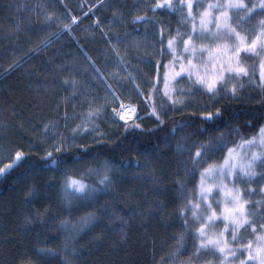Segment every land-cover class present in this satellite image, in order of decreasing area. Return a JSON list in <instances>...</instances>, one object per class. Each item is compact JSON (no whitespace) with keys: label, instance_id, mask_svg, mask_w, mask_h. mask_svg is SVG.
Listing matches in <instances>:
<instances>
[{"label":"trees","instance_id":"trees-1","mask_svg":"<svg viewBox=\"0 0 264 264\" xmlns=\"http://www.w3.org/2000/svg\"><path fill=\"white\" fill-rule=\"evenodd\" d=\"M153 2L0 0V167L16 151L25 153L0 175V264H215L193 255L195 222L186 212L185 227L180 215L189 198L199 201L203 169L187 163L189 154L177 145L194 148L222 133L231 147L257 136L264 83L248 56L250 77L239 81L235 97L225 91L213 97L184 76L171 92L173 104L162 90L171 57L161 56L157 42L161 29L165 40L182 32L183 21L178 12H152ZM136 17L149 22L133 23ZM120 101L141 119L119 122L113 108ZM153 104L163 123L152 115ZM217 108L219 117L206 121L204 114ZM225 152L208 162L219 163ZM130 161L138 167L117 170ZM105 162L114 169L111 189L67 205L64 173L103 187L88 170ZM257 172L264 168L257 165ZM238 185L249 211L264 212L257 204L264 179ZM89 213L95 218L83 224Z\"/></svg>","mask_w":264,"mask_h":264},{"label":"snow or ice","instance_id":"snow-or-ice-1","mask_svg":"<svg viewBox=\"0 0 264 264\" xmlns=\"http://www.w3.org/2000/svg\"><path fill=\"white\" fill-rule=\"evenodd\" d=\"M195 8L198 11L194 14V0H178L175 3L174 0H154L151 5L152 12L158 9L178 12L182 20L191 26L190 30H185L183 34L177 29L176 34L169 35L166 40L163 37V29L160 30L161 38L157 42L160 54L171 57L164 64V95L175 104L177 101L171 94L173 90L170 88V80L175 81L176 77L184 75L188 79L194 77L193 83L200 85L213 97L222 91L230 92L235 97L238 88L243 86L239 81L250 77L248 68L242 62L248 56L262 58L259 68L261 82L264 83V0H256L251 5L245 3V0H215L206 7L196 0ZM257 16L262 18L252 30L251 36L248 32L241 31L244 25ZM141 21L149 22L144 17H136L133 23ZM71 22L75 23L76 18L73 17ZM242 53L246 54L245 57L241 56ZM118 107L119 110L113 108V112L120 120L135 116V107L126 106L122 101ZM152 115L157 122L163 123L154 104ZM219 115L220 110L217 108L215 112H206L204 119L214 121V117ZM140 119L136 117V120ZM48 127L45 125V132ZM134 127L138 128L140 124L134 122ZM172 131L175 132L176 129ZM223 141L224 135L221 133L216 141L209 140L194 148L177 145V152L189 154L187 163L203 169L198 186L199 201L193 203L189 198L187 204L180 209L185 227L189 226L186 212L191 213V220L195 222L193 235L199 243L193 255L197 258L202 254L205 257H213L215 264H264V218L254 219L256 215L264 217V212H250L247 208L249 200L238 187L244 180L251 182L257 176L264 179V172H257V165L264 168V127L259 129L257 136L242 139L239 144L231 147ZM62 147L56 145L53 150L60 152ZM256 148L259 151L253 150ZM217 150L226 152L219 163H209L208 161L217 154ZM47 156L52 157V151L47 152ZM24 158L23 151H16L12 162L0 167V175L5 174L6 170ZM55 163L53 159L52 164ZM131 167H138V162L130 161L127 165H120L117 170L126 171ZM113 170V166L108 162L100 168L88 170L89 174L99 177L97 183L103 187L88 183L85 175L77 177L65 172L62 192L66 204L94 199L97 193L106 194L114 183L110 175ZM214 190L216 195H213ZM248 190L255 191L251 188ZM260 191L264 192V188ZM202 204L204 207L201 210ZM257 204L264 207V200L258 201ZM198 210H201L199 214ZM94 218V214L89 213L87 217H82V223L87 224ZM67 223L62 222L64 226H67ZM241 229L250 230L254 240L238 236ZM40 254L52 253L51 250H41Z\"/></svg>","mask_w":264,"mask_h":264},{"label":"rangeland","instance_id":"rangeland-1","mask_svg":"<svg viewBox=\"0 0 264 264\" xmlns=\"http://www.w3.org/2000/svg\"><path fill=\"white\" fill-rule=\"evenodd\" d=\"M175 2H178V0H174V3ZM195 2H196V0H194V9H193V11H194V14L198 11L196 8H195ZM199 2L200 3H202V4H204V6L206 7L207 6V4L208 3H210V2H215V0H199ZM220 2H223V0H220ZM254 2H256V0H245V3H248L249 5H251L252 3H254ZM200 11H202V9L200 10ZM257 11H259V9H257ZM262 17H259V16H257L253 21H251L250 23H248V24H246V25H244V27H243V29L241 30V31H243V32H248L249 33V35L251 36V32H252V30L256 27V25H257V23H258V21L261 19ZM183 21V30H182V34L184 33V31L185 30H190V28H191V26L186 22V21H184V20H182ZM197 24H198V19H197ZM244 55V53H242L241 54V56H243ZM253 57H255V56H253ZM255 59H256V63H255V68L257 69V71H258V74H259V76H260V68H259V64H260V62H261V57H255ZM196 61H194V63H195ZM243 63H244V65L245 66H247L249 63H247V61H242ZM248 68V67H247ZM182 77H184V75H182V76H180V77H176V79H175V81H172V80H170V88L173 90L174 89V86H175V84L177 83V81L178 80H180ZM162 90H164V87H163V83H162ZM126 105V104H125ZM127 106V105H126ZM132 106V105H131ZM134 107V106H133ZM135 109H136V107H135ZM117 110H119V109H117ZM138 114V112H137V109H136V112H135V115H137ZM113 115H114V117L119 121V122H123V123H127V122H129V121H132V118L133 117H135V116H132L131 118H128V119H126V120H120L119 119V117L116 115V113L115 112H113ZM254 151H259V149L258 148H256V149H253ZM229 187H231V184H229ZM238 187H239V185H238ZM239 188H241V187H239ZM241 190H243L242 188H241ZM243 192V191H242ZM217 193H216V190H214L213 191V195H216ZM222 198V197H221ZM213 207H215V204L213 205ZM247 208H248V210H249V207H248V205H247ZM219 230H222V229H217V231H219ZM238 236H240L241 238H244V239H253L254 240V236L252 235V233H251V231L250 230H246V229H241L240 230V232L238 233Z\"/></svg>","mask_w":264,"mask_h":264}]
</instances>
